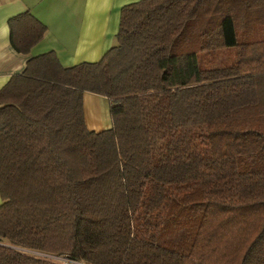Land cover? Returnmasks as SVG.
Returning a JSON list of instances; mask_svg holds the SVG:
<instances>
[{
	"label": "trees",
	"instance_id": "trees-1",
	"mask_svg": "<svg viewBox=\"0 0 264 264\" xmlns=\"http://www.w3.org/2000/svg\"><path fill=\"white\" fill-rule=\"evenodd\" d=\"M6 24L21 55L46 33ZM84 93L109 128H86ZM0 264H264V0H138L97 62L11 75Z\"/></svg>",
	"mask_w": 264,
	"mask_h": 264
},
{
	"label": "crops",
	"instance_id": "crops-1",
	"mask_svg": "<svg viewBox=\"0 0 264 264\" xmlns=\"http://www.w3.org/2000/svg\"><path fill=\"white\" fill-rule=\"evenodd\" d=\"M136 1L0 0V88L11 75L23 71L29 58L44 53L52 52L63 67L97 62L114 44L120 8ZM26 11L46 27V33L28 54L21 55L9 45L6 22L10 17ZM98 100L104 98L84 93L83 109L87 102L96 107V103L100 102ZM83 119L86 128L94 131L95 123L88 124L84 111Z\"/></svg>",
	"mask_w": 264,
	"mask_h": 264
},
{
	"label": "rangeland",
	"instance_id": "rangeland-1",
	"mask_svg": "<svg viewBox=\"0 0 264 264\" xmlns=\"http://www.w3.org/2000/svg\"><path fill=\"white\" fill-rule=\"evenodd\" d=\"M230 53H224V52H217L214 54V59L218 60L220 59H224L226 57H228L230 59ZM98 97V96H97ZM100 101L99 103H96V107L91 105V102H87V104H85L84 109H82L86 115V117L88 118V124L90 123H95L94 126V132H98L101 130H105L107 129V127L110 126V118H109V101L107 99L104 98V100H98ZM83 108V107H82ZM100 125L99 127H97L96 125ZM61 262H67L66 259H60Z\"/></svg>",
	"mask_w": 264,
	"mask_h": 264
}]
</instances>
